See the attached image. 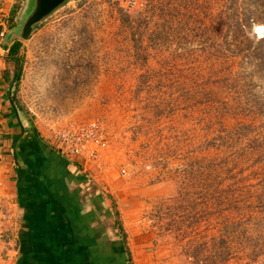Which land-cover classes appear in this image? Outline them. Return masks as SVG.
<instances>
[{"label": "rangeland", "instance_id": "rangeland-1", "mask_svg": "<svg viewBox=\"0 0 264 264\" xmlns=\"http://www.w3.org/2000/svg\"><path fill=\"white\" fill-rule=\"evenodd\" d=\"M123 1L74 0L18 39L19 119L103 124L126 264H264V0Z\"/></svg>", "mask_w": 264, "mask_h": 264}, {"label": "crops", "instance_id": "crops-1", "mask_svg": "<svg viewBox=\"0 0 264 264\" xmlns=\"http://www.w3.org/2000/svg\"><path fill=\"white\" fill-rule=\"evenodd\" d=\"M79 4L71 7L76 9ZM47 22L44 25L50 30L59 29L63 18ZM15 40L18 39L0 46V264L21 263V254L27 249L31 250V264H55L53 255L61 250L72 227L79 229L83 246L90 251L98 252L100 248L111 254L110 241L116 234L110 229L109 221L113 219L107 205L104 204L108 214L99 210L100 203H104L97 185L99 173L84 171L54 151L46 125L32 127L46 156L47 148L53 151L49 156L54 157L55 165L51 169H34L35 173L31 170V129L19 119L11 101L17 67L9 48Z\"/></svg>", "mask_w": 264, "mask_h": 264}, {"label": "built area", "instance_id": "built-area-1", "mask_svg": "<svg viewBox=\"0 0 264 264\" xmlns=\"http://www.w3.org/2000/svg\"><path fill=\"white\" fill-rule=\"evenodd\" d=\"M18 0H0V46L12 20L14 6ZM140 0H124L125 10L135 9ZM43 122L50 134L51 148L60 156L72 160L84 171L104 173L109 163L106 151L110 145L109 136L99 120L69 122L60 124L53 117H44ZM3 158L0 154V166ZM124 167L119 169V176H126ZM7 243V242H5Z\"/></svg>", "mask_w": 264, "mask_h": 264}, {"label": "flooded vegetation", "instance_id": "flooded-vegetation-1", "mask_svg": "<svg viewBox=\"0 0 264 264\" xmlns=\"http://www.w3.org/2000/svg\"><path fill=\"white\" fill-rule=\"evenodd\" d=\"M110 222V229L114 230V225L112 221ZM74 226V225H73ZM76 226V225H75ZM68 235L63 239V246L60 251H55L53 257V263L60 264H126L123 260V252L117 248V241L114 237L110 243L113 245L111 248V254H106V252L101 251H90L89 248L83 246L81 239V233L78 228L72 227L68 230ZM103 243H101V247ZM60 259V260H57Z\"/></svg>", "mask_w": 264, "mask_h": 264}, {"label": "water", "instance_id": "water-1", "mask_svg": "<svg viewBox=\"0 0 264 264\" xmlns=\"http://www.w3.org/2000/svg\"><path fill=\"white\" fill-rule=\"evenodd\" d=\"M72 1L74 0H28L17 24L6 31L3 44H10L13 38L27 41L39 24Z\"/></svg>", "mask_w": 264, "mask_h": 264}, {"label": "trees", "instance_id": "trees-1", "mask_svg": "<svg viewBox=\"0 0 264 264\" xmlns=\"http://www.w3.org/2000/svg\"><path fill=\"white\" fill-rule=\"evenodd\" d=\"M12 22V20H11ZM13 26V25H9L8 29ZM21 46V42L18 40L13 41L12 45L9 48V54L11 56V59L14 60V62L16 63V67H17V73H16V79L15 82H18L19 77H20V72H21V68L19 65V58L17 57V53L19 50V47ZM16 56V57H15ZM31 140H28L31 145V170L34 169H42V168H49L51 169V167H53L55 164V159L54 157H50L49 153H53L52 150L48 149V157L46 156L45 152L42 151V148L45 147L44 145L41 143L38 134L36 133L35 129L31 126ZM18 161V159H17ZM58 169V168H57ZM59 172V170H57ZM37 172V171H36ZM35 173V172H34ZM49 175V173H48ZM94 196H95V192H94ZM95 200V199H94ZM95 202V201H94ZM99 210L102 212L103 210L105 212L106 211V207L104 205L103 202L100 203L99 205ZM108 214V212H107ZM107 216V215H106ZM114 225V222H113ZM22 258V262L19 264H31V250L27 249V250H23L22 254H21ZM53 262V261H52Z\"/></svg>", "mask_w": 264, "mask_h": 264}, {"label": "snow or ice", "instance_id": "snow-or-ice-1", "mask_svg": "<svg viewBox=\"0 0 264 264\" xmlns=\"http://www.w3.org/2000/svg\"><path fill=\"white\" fill-rule=\"evenodd\" d=\"M258 31H262V32H264V30H258Z\"/></svg>", "mask_w": 264, "mask_h": 264}]
</instances>
